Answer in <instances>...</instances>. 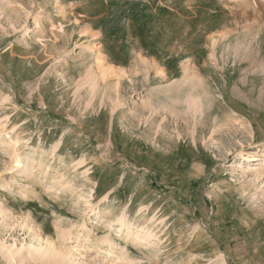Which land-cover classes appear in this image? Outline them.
Wrapping results in <instances>:
<instances>
[{"label":"rangeland","instance_id":"obj_1","mask_svg":"<svg viewBox=\"0 0 264 264\" xmlns=\"http://www.w3.org/2000/svg\"><path fill=\"white\" fill-rule=\"evenodd\" d=\"M50 1L0 0V246L35 229L80 264H264V0ZM190 81L203 110L154 109ZM14 153L35 172L3 188Z\"/></svg>","mask_w":264,"mask_h":264},{"label":"bare ground","instance_id":"obj_2","mask_svg":"<svg viewBox=\"0 0 264 264\" xmlns=\"http://www.w3.org/2000/svg\"><path fill=\"white\" fill-rule=\"evenodd\" d=\"M51 3H59L60 2V0H51L50 1ZM213 3V2H212ZM75 4V3H74ZM215 4V3H214ZM217 14V13H216ZM216 16V15H215ZM220 17V16H219ZM75 18V17H74ZM257 19V18H256ZM76 22V21H75ZM63 26V25H62ZM60 28H62V27H60ZM213 28V27H212ZM62 30V29H61ZM225 34V33H224ZM226 35V34H225ZM224 35V36H225ZM217 36H219V35H217ZM228 36V35H227ZM226 37V36H225ZM217 39V38H216ZM224 39V38H223ZM214 40V39H213ZM226 40V39H225ZM218 41V40H217ZM221 42V41H220ZM74 43V42H73ZM216 43V42H215ZM83 44H84V47H83V49H86V48H88V47H90V45H91V43L89 42V41H85V42H83ZM75 45V44H74ZM93 45V44H92ZM217 48V47H216ZM215 48V49H216ZM74 51V48L73 47H71V48H69L68 49V51L67 52H69V54L70 53H74L73 52ZM223 53V52H222ZM214 54V53H213ZM212 54V55H213ZM212 57H214V55L212 56ZM143 61V60H142ZM145 61V60H144ZM143 61V62H144ZM147 61V60H146ZM167 62V61H166ZM159 63V62H158ZM137 64V63H136ZM138 67V66H137ZM151 67V66H150ZM133 69V68H132ZM145 69H147V68H143V70H145ZM150 69V68H149ZM142 70V71H143ZM148 70V69H147ZM135 72H136V70H135ZM139 72V71H138ZM146 72V71H145ZM157 72V71H156ZM140 73V72H139ZM133 75V74H132ZM137 75V74H136ZM144 75V74H143ZM128 76H130V75H128ZM145 76V75H144ZM123 77V76H122ZM167 77V76H166ZM147 78H149V77H147ZM146 77H145V79H147ZM144 79V80H145ZM150 79V78H149ZM185 79H187V81L188 80H190V79H188V78H185ZM184 79V80H185ZM203 79V78H202ZM132 78H131V81H129V82H132ZM167 80H168V78H167ZM178 80H180V79H178ZM183 80V81H184ZM197 80H199V79H197ZM183 81H180V82H182L183 83ZM187 81H185V82H187ZM204 81V80H203ZM144 82H146V81H144ZM174 82V81H173ZM176 82V81H175ZM179 82V83H180ZM168 83H170V82H167V84ZM177 83V82H176ZM181 83V84H182ZM189 83V82H188ZM171 85H173L174 86V84L173 83H170ZM170 84L168 85V86H170ZM180 84V85H181ZM184 84V83H183ZM183 84L181 85V86H183ZM163 85V84H162ZM201 85V83L200 82H194V83H192V81H190V83L188 84V86L189 87H187L186 89L188 90V89H190V90H188L189 91V93H171L172 94V96H170V97H167L166 99H158V100H155L153 103V106H154V109L156 108V107H160L161 105L163 106L164 105V107H171L172 108V110L174 111V112H177V110H179V108H180V106H182L183 105V103H185L186 105H187V111H185V112H189L190 110L194 113L195 112V110L196 109H202V106H203V104H204V102H203V100L206 98V95L208 94V93H202V92H204V89L202 88L201 89V91L198 89V86H200ZM158 86V85H157ZM163 86H165V84L163 85ZM178 86H179V84H178ZM142 87V86H141ZM175 87V86H174ZM202 87V86H201ZM152 87H150V89H151ZM153 88H155L154 86H153ZM169 90V89H168ZM150 91H153V90H150ZM165 91H166V89H165ZM201 92V93H200ZM212 93H215L214 91H212ZM222 93V92H221ZM177 94V95H176ZM209 95V97H210V94H208ZM212 95V94H211ZM176 96V98L175 99H173V97H175ZM215 97V96H214ZM153 109V110H154ZM160 109V108H159ZM189 110V111H188ZM203 110V109H202ZM190 111V112H191ZM197 111H199V110H196V112ZM201 111V110H200ZM195 112V113H196ZM193 113H192V115H193ZM195 113H194V116H195ZM199 113V112H198ZM154 114V113H153ZM188 114V113H187ZM197 117V116H196ZM13 155V154H12ZM11 155V156H12ZM15 158V161H14V165L13 166H11V168L9 169L10 170V172H9V174H11V177L10 178H6L5 180H4V182H3V188H9V187H11L12 185H15V183H16V179H15V175L17 174V173H19V172H28V171H30V172H32L33 171V166H31V163H30V161L28 162L27 160H28V157H25V156H23V155H21V154H19V153H14V157H13V159ZM25 160L27 161V162H25ZM13 163V162H12ZM241 167H242V164H241ZM7 170V169H6ZM33 172H35V171H33ZM5 173V172H4ZM8 172H6V174H7ZM31 174V173H30ZM35 174V173H34ZM24 175V174H23ZM37 176V175H36ZM18 184V183H17ZM2 204V203H1ZM1 204H0V212H2L1 210H3L4 209V207L3 206H1ZM5 211V210H4ZM8 213V212H7ZM2 215V214H1ZM6 214H4V216L3 217H6L5 216ZM8 215V214H7ZM8 217V216H7ZM10 217V216H9ZM131 221L132 220H130L129 221V219L126 217V215H119V217L117 218V222H119V224L123 227V226H128V225H131ZM87 226V224L84 222V223H81V228H83V227H86ZM29 228H31V227H29ZM121 228V227H120ZM32 229H34V228H32ZM84 229V228H83ZM31 230V229H30ZM31 232V231H30ZM74 234H75V238L77 239V238H80V237H86L87 238V240H90V239H92L93 241H95V242H101V240H99L98 238H92L91 236H89V235H83L82 236V234H81V231H75V232H73ZM91 235V234H90ZM30 236H32L31 238L33 239V242L32 243H30V244H28L27 246L25 245V244H22V246L20 247V248H17V249H15V251H11V250H9V248H6L4 245H1L0 246V250L4 253V254H7V256L9 257V258H13V257H15L14 256V253H16V254H20V252L22 251V250H24V249H26V251H28V255H29V258L31 259V260H33V262H36V263H41L42 262V264H43V262H45V261H50V258H52L55 262L54 263H57V264H60V263H62V261H66V264H80L79 263V258H78V256L76 255V253L75 252H73L72 250H69V249H67V250H65V251H62L61 249H59V247L53 242V241H51L50 239H48V238H45V237H41V235H40V233L39 232H37V230H32V235H30ZM93 236V235H92ZM34 240L35 241H37L36 243H38V244H35L34 243ZM106 241V240H105ZM103 248H105V251L104 252H106V253H109V254H115V255H117V257H120L121 258V256H125L126 257V259L128 258V260H134L133 258H132V256L129 254V252L127 253V251H125V249L126 248H119V247H117V245L113 242V243H109V244H106V245H104V246H102V249ZM80 256V255H79ZM224 258L225 257H223V256H221V257H218L216 260H215V264H225V260H224ZM135 261V260H134ZM36 263H34V264H36ZM47 263V262H46ZM45 263V264H46Z\"/></svg>","mask_w":264,"mask_h":264}]
</instances>
